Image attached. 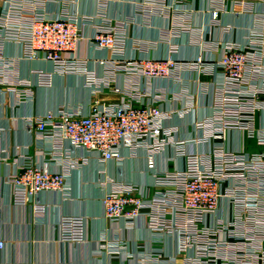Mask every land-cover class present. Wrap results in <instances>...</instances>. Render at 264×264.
Segmentation results:
<instances>
[{"label":"built area","instance_id":"obj_1","mask_svg":"<svg viewBox=\"0 0 264 264\" xmlns=\"http://www.w3.org/2000/svg\"><path fill=\"white\" fill-rule=\"evenodd\" d=\"M189 1L143 0L137 11L146 18L156 14L170 17L171 27L163 33L166 38L202 33L190 23L185 9ZM70 2L4 0L0 7V97L4 87H8L9 95L19 96L22 103L33 96V84L15 78L20 59L4 52L6 44L16 42L23 46L22 61L44 60L52 66L51 73L33 72L37 87L51 88L55 76L79 75L84 76L85 87L93 98L110 93L117 99L107 103L94 100L87 114L79 108H61L26 118L28 133L50 141L51 150L39 163L27 148V154L7 178L14 205L33 204L37 213L44 214L39 196L65 192L69 171L83 165L86 154H96L105 164L122 162L123 152L129 158L142 153L153 184L145 189L111 181L103 208L110 223H123L126 229L143 221L156 242L167 235L176 237V256L166 263L164 253L153 250L150 264H264V12H256L246 44L203 40L200 56L182 62L177 60L178 50L173 45L166 59L137 56L144 45L140 42L129 47L127 36L134 20L109 19L105 0L99 2V23L93 16L70 12ZM52 4L60 5V12H51ZM207 8L212 16L210 28H219L221 14L233 11L251 15L256 5L252 0H208ZM88 27L93 28L90 39L84 34ZM224 29L229 34L232 28ZM85 41L108 54L99 60L104 76L78 56L79 46ZM133 48L134 55L130 56ZM218 49L217 60L205 55ZM183 69L199 75L220 71L222 76L213 84L212 117L197 122L194 129L199 136L188 140L178 138V130L167 126V122L192 107L182 112L167 111L163 104L178 100L176 96L149 90L151 83L178 81ZM119 78L124 86L118 84ZM231 132L242 136L239 151L225 148ZM251 144L258 151H249ZM198 145H207L209 150L192 152L191 146ZM168 150L173 153L167 160L168 170L158 171L157 158ZM223 202L230 208L227 219L219 213ZM60 229L63 242L86 241L87 221L83 217L62 219ZM100 244V249L111 257L129 254L124 241L103 238ZM5 246L0 232V249Z\"/></svg>","mask_w":264,"mask_h":264},{"label":"crops","instance_id":"obj_2","mask_svg":"<svg viewBox=\"0 0 264 264\" xmlns=\"http://www.w3.org/2000/svg\"><path fill=\"white\" fill-rule=\"evenodd\" d=\"M3 1V0H1ZM143 0H105L106 15L112 20L132 21L127 30L129 47L140 42L144 50L139 57L148 59H166L169 56L170 46L177 47L178 61H194L200 56L201 44L206 42L246 44L248 34L254 25L256 12L262 14L263 1L252 0L256 5L255 12L251 15H243L228 11L219 16V28L212 26V16L208 11V0H190L185 6L189 12L190 23L193 27L202 29L199 34H179L166 38L163 33L171 27V18L158 14L144 17L138 13L137 8ZM230 1V0H228ZM101 0H72L68 4V10L80 16L97 17ZM3 5V3H2ZM50 10L58 13L60 5L52 4ZM231 27L229 34L224 28ZM211 30V33L210 32ZM90 39L93 28L88 27L84 31ZM129 51V55H134ZM5 55L19 58V64L15 73L17 81L27 80L33 84L31 91L33 96L22 103L19 96L9 93L8 87L2 88L5 92L0 97V232L6 242L5 248L0 249V264H150L149 255L153 250L164 253V260L168 263L170 258L176 256L177 241L173 235H167L162 242H156L155 236L150 232L145 223L137 222L133 229H126L122 223L117 225L110 223L105 217L103 198L110 190V182H123L138 187L150 188L153 177L147 169V160L144 154L135 158L126 157L122 162L102 163L96 154H86V162L78 168L69 171L67 176V190L62 193H42L38 202L45 207V213L39 214L34 210V205L15 206L11 185L7 178L15 171L22 157L27 154L35 161L41 162L51 149V142L33 138L27 131L26 118L32 116H44L48 112H56L61 108L81 109L85 114L89 112L94 100L97 102L115 101L117 97L110 93H104L93 98L91 90L85 87L84 76L65 75L55 76L51 88L36 86V78L33 72L41 70L52 72V66L44 60L22 61L23 46L21 43L11 42L4 46ZM107 53L97 50L90 42L80 44L78 56L89 61L90 68L99 76L105 75L104 67L99 60L107 58ZM214 60L220 58V50H212L205 54ZM221 72L213 75H199L192 70L183 69L179 74V80H161L151 83L149 90L164 92L176 96L178 100H172L163 104V109L171 112H182L191 106L192 109L180 116L174 115L167 122V126L178 130V138L181 140L194 139L198 135L194 126L197 122L211 118L213 115L212 92L213 84L222 80ZM124 80L119 78L118 84L124 86ZM145 88L148 84L143 82ZM21 92L24 88H19ZM242 136L231 132L225 148L239 151L242 148ZM249 151L258 149L249 145ZM202 153L209 150L206 146H191V151ZM44 153V155H42ZM82 156V154H79ZM173 156L171 150L157 158L158 171L168 170L167 160ZM180 163V168L182 167ZM170 168V167H169ZM152 191V189H151ZM220 217L227 219L230 216V208L223 202L220 209ZM229 216V217H228ZM66 217H83L87 221L86 241L77 244L63 242L61 239L60 222ZM112 241H124L127 243L128 255L121 254L111 257L100 249L101 239Z\"/></svg>","mask_w":264,"mask_h":264},{"label":"rangeland","instance_id":"obj_3","mask_svg":"<svg viewBox=\"0 0 264 264\" xmlns=\"http://www.w3.org/2000/svg\"><path fill=\"white\" fill-rule=\"evenodd\" d=\"M3 2H4V0H3V1L0 0V7L2 6V3H3Z\"/></svg>","mask_w":264,"mask_h":264}]
</instances>
